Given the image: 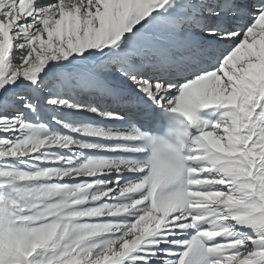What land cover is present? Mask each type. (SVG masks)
Returning a JSON list of instances; mask_svg holds the SVG:
<instances>
[{"label":"snow or ice","instance_id":"6c2138e0","mask_svg":"<svg viewBox=\"0 0 264 264\" xmlns=\"http://www.w3.org/2000/svg\"><path fill=\"white\" fill-rule=\"evenodd\" d=\"M0 264H264V0H0Z\"/></svg>","mask_w":264,"mask_h":264}]
</instances>
